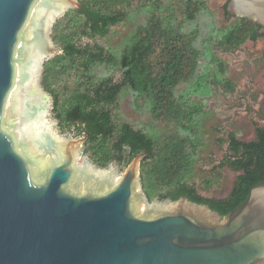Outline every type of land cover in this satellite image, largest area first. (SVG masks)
Instances as JSON below:
<instances>
[{
	"label": "water",
	"instance_id": "1",
	"mask_svg": "<svg viewBox=\"0 0 264 264\" xmlns=\"http://www.w3.org/2000/svg\"><path fill=\"white\" fill-rule=\"evenodd\" d=\"M70 2L0 0V264H264V179L225 216L186 197L147 203L135 164H77L80 141L49 132L47 95L23 110ZM228 9L264 31V0Z\"/></svg>",
	"mask_w": 264,
	"mask_h": 264
},
{
	"label": "trees",
	"instance_id": "2",
	"mask_svg": "<svg viewBox=\"0 0 264 264\" xmlns=\"http://www.w3.org/2000/svg\"><path fill=\"white\" fill-rule=\"evenodd\" d=\"M206 4L207 0H170V5L164 7L163 0H80L78 7L67 10L53 25V38L62 53L44 61L42 83L55 98L63 126L72 128L77 121L79 131L88 136L86 150L92 152L91 159L99 167L130 161L143 152L140 177L148 200L186 197L225 216L245 200L253 184L264 179V126L255 123V138L249 141L239 139L235 132H229L226 139L219 138L227 146L214 169L228 166L240 173L227 196L201 195L191 182L195 156L187 149H195L193 142L200 139L187 132H194L193 128L198 132L203 105L182 108L173 90L194 76L202 78L192 91H200L205 84L208 73L197 75L199 53L193 45L194 36L186 34L183 27L184 20H192L200 9L207 8ZM130 8L147 10L148 18L118 51L98 41L79 42L107 36ZM223 9L230 14L228 3ZM260 29L254 20L236 17L228 27L215 28L211 43L226 51L234 50L247 39L255 41L264 35ZM210 62H215L218 73L223 75L224 66L215 55H211ZM102 65L119 72L120 79L114 81L113 76L90 72L94 66ZM55 84L61 89H56ZM221 85L228 92L235 89L227 78H222ZM124 89L130 90L135 101H145L154 119L173 120L180 131L150 134L146 126L134 127L119 118L117 100Z\"/></svg>",
	"mask_w": 264,
	"mask_h": 264
},
{
	"label": "rangeland",
	"instance_id": "3",
	"mask_svg": "<svg viewBox=\"0 0 264 264\" xmlns=\"http://www.w3.org/2000/svg\"><path fill=\"white\" fill-rule=\"evenodd\" d=\"M80 0H71L68 8L63 10L50 22L49 37L51 45L56 48L54 54L44 57L39 65L38 85L45 94L46 89L42 83L43 63L53 56L62 53L60 44L54 40L52 34L53 25L64 16V13L79 6ZM230 0H207V8L200 9L192 20H184L183 30L186 34L194 36V47L197 49L198 67L197 75L207 72L206 80L200 91H192L193 85L202 77H191L187 81H182L173 90V95H177V103L182 108L201 103L202 112L199 114V129L196 132L189 131L187 134L191 137L196 136L195 149L193 146H187L188 151L194 153V173L191 182L195 184L198 192L206 197L223 198L231 189L234 181L240 172L223 166L214 169L223 159L226 151L227 142H220L219 138L226 139L229 132H235L239 139L252 140L255 138V123L264 126V37H259L255 41L247 39L234 50L226 51L211 43V33L216 27L226 28L236 17L240 15L229 10V15L224 13L223 6ZM164 7L170 5V0H163ZM123 5L120 4V8ZM148 18V12L144 9L130 8L126 10L125 19L119 24L111 27L109 34L98 39H82L79 42L98 41L104 44L112 51H118L125 40L132 34L136 28L144 23ZM213 25V27H212ZM211 55H215L224 66L223 75L218 73V65L210 62ZM209 64V67L206 66ZM90 72L99 76H113L114 81L120 79V73L113 68L102 65L94 66ZM222 78L232 80L235 89L228 92L222 87ZM65 83V81H62ZM61 81H59V84ZM55 88L61 89L55 84ZM48 106L46 112V122L50 127L49 132L62 137L77 138L82 146L83 134L74 128L56 126L54 121L53 102L55 98L48 97ZM117 113L119 118L132 124L134 127H147L150 134L162 133L170 135L180 131L178 124L170 119H154L150 109L145 101L134 100L130 90L124 89L118 96ZM185 134V133H183ZM91 154L82 150L77 157L76 162L80 164L83 159L89 158ZM145 154L140 153L130 161L124 160L123 163H109L106 167H99L96 163L92 165L113 173L124 172L129 166L136 165L140 173V164L144 160ZM138 186L143 191L141 177L138 179ZM207 182V183H206ZM145 197V196H144ZM147 203L155 201L168 200H148ZM201 207V206H199ZM202 208V207H201ZM210 212L209 210H206Z\"/></svg>",
	"mask_w": 264,
	"mask_h": 264
},
{
	"label": "flooded vegetation",
	"instance_id": "4",
	"mask_svg": "<svg viewBox=\"0 0 264 264\" xmlns=\"http://www.w3.org/2000/svg\"><path fill=\"white\" fill-rule=\"evenodd\" d=\"M263 27L261 26V29H260V32H264L263 30ZM260 37H264V35H262V36H260ZM259 38V37H258ZM30 92V95L31 94H36V95H38L39 96V99L37 100V101H33V100H31V98L30 97H27V98H25L24 99V102H23V106H24V109L23 110H27V106H26V101H28L29 102V105H30V107H29V109H33V107L34 106H36L37 105V107H38V109H42L43 107V105H46V99H45V97H46V95L49 97V93L46 91L45 92V94L43 93V94H38V92H36V90L35 89H33V91L31 92V91H29ZM51 96V95H50ZM53 109H54V121H55V125L56 126H63V124L61 123V120H60V118L58 117V110L56 109V104H55V102H53ZM21 115H23L24 116V111L21 113ZM72 128H74V131L75 130H77L78 132H79V127L78 126H80L79 125V123L76 121L75 123H73L72 125ZM83 134V142L85 143L84 145H83V149L82 150H86L87 149V147H88V144L86 143L87 142V138H88V136L85 134V133H82ZM242 140V139H241ZM246 141H249V140H246ZM87 152H89L90 154H91V156H92V152L91 151H89V150H86ZM91 156H89V158H86V159H84V162H88V163H90V164H92L93 162H92V159H91ZM72 186H73V189L74 190H76L78 187H77V185L76 184H72ZM232 188V187H231ZM231 192V189L229 190V192H228V194ZM227 194V195H228ZM226 195V196H227Z\"/></svg>",
	"mask_w": 264,
	"mask_h": 264
}]
</instances>
